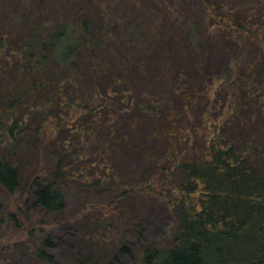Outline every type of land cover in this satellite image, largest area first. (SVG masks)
Here are the masks:
<instances>
[{
	"label": "trees",
	"instance_id": "1",
	"mask_svg": "<svg viewBox=\"0 0 264 264\" xmlns=\"http://www.w3.org/2000/svg\"><path fill=\"white\" fill-rule=\"evenodd\" d=\"M61 1L0 0V264L46 259L66 183L74 264H264V0Z\"/></svg>",
	"mask_w": 264,
	"mask_h": 264
},
{
	"label": "rangeland",
	"instance_id": "2",
	"mask_svg": "<svg viewBox=\"0 0 264 264\" xmlns=\"http://www.w3.org/2000/svg\"><path fill=\"white\" fill-rule=\"evenodd\" d=\"M101 1L105 4L107 9L111 12V14L114 17L123 16L125 18L124 21L126 20L127 22L129 20L132 21L129 15L124 16L123 14L119 12V9L123 7L124 0H101ZM132 1H134L137 4H140V7H143V8L145 7L144 0H137V1L132 0ZM149 1L153 2V5L156 7H159L161 5V2H164L165 4H167L166 6L168 7L169 5L172 6L171 4L172 0H149ZM182 4H183L184 9L187 10L188 13L191 12V17L195 15L194 12L198 14L196 11L197 10L196 5L190 4L189 1H187L186 4L185 3H182ZM60 5L66 6L65 7L66 11L64 12H66L67 14H74L79 9L80 1L79 0L77 1L69 0L67 1L66 4H64L63 1H61ZM195 16L197 17V15ZM194 20L196 21L195 17H194ZM123 23L124 24H120V25H121L122 30L124 31L123 28L127 30V25L125 22ZM129 39L131 40L133 38L130 37ZM129 39L126 42L127 44H124V48H127L128 45L134 43L132 40L130 41ZM129 41H130V44H129ZM143 45L141 46V49ZM130 47L132 46L130 45ZM34 126H37V124L35 123ZM42 133L44 135V131ZM59 188H60L63 203H64V209L62 213L59 214L58 216L54 213H43V217L41 218V220L43 221L42 225H44V227L47 226L50 230L49 232V239H50L49 245L50 246L46 247L44 250L46 259L42 261L40 260L39 262L37 261L34 264H74L77 259L76 256L78 254V247H77L78 244L75 242V239L72 236L67 235L65 233L64 229L66 227L62 225V227H60L59 229H56V228L53 229V227L49 225V223L53 222L55 218H60V221H62L63 224L64 222H67V221L70 222L71 218L73 217V215H75V213L77 212L79 208L80 201L78 199L79 197H78V194L76 193L75 186L71 183H66V184L60 185ZM100 196L102 197L103 200H100L99 202V200L97 199V201L100 204L99 206L104 207V205L107 202L105 199L107 194L103 192L100 194ZM17 200H18L17 198L16 200L14 198L9 199V197H6V195L2 191H0V204L6 206L7 210H14L16 205H18ZM103 209L105 210L106 208L104 207ZM160 209L161 208L159 206L156 209H154L155 211L149 210V212L146 213V216H145L146 234L150 240H158L164 234V232H166L167 227H168V219L163 212H160ZM89 210H90V207L87 210H85V212H89ZM102 212L104 211L102 210ZM69 222L65 224L69 225L70 224ZM76 228L77 227H73V229H76ZM101 229L102 228L97 229L96 231L99 232ZM12 235H13L12 227L10 226L9 221H7L6 219L2 220L0 222V247H1L2 252L5 249H10L13 247L14 244L12 245V243L14 242V237ZM99 236H100L99 237L100 238V245H99L100 250L106 251L108 247L110 246L109 235H107L105 230H101ZM20 251L25 252L24 248L22 249L20 248ZM4 255L5 253H1L0 257H3ZM115 261H116L115 264H125L127 260L125 259V257L121 255H117Z\"/></svg>",
	"mask_w": 264,
	"mask_h": 264
}]
</instances>
